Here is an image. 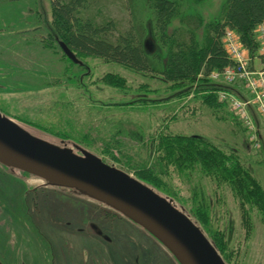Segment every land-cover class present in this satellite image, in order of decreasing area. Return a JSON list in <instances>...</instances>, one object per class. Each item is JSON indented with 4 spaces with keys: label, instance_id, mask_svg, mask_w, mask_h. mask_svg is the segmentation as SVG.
I'll use <instances>...</instances> for the list:
<instances>
[{
    "label": "rangeland",
    "instance_id": "rangeland-1",
    "mask_svg": "<svg viewBox=\"0 0 264 264\" xmlns=\"http://www.w3.org/2000/svg\"><path fill=\"white\" fill-rule=\"evenodd\" d=\"M200 2L196 4V12H201L209 21L221 13L226 0ZM121 5L107 6L101 11L102 17L125 20L127 13ZM53 23L50 0H0V111L3 114L29 125L49 129V134L59 138L63 135L66 138L62 139L81 144L102 157L104 162L115 164L126 172L129 171L114 161L112 156L102 153L103 144L117 142L120 152L113 149L112 154L124 163L125 158L143 151V144L151 142L160 129L184 136H201L224 149L237 152L264 186V153L262 149L254 148L250 133L238 115L234 114L241 122L239 126L232 121L235 119L233 116L226 121L217 120L208 109L200 108L194 114H186L182 107L185 104L194 106L195 101L175 98L163 102L172 93L164 91L165 84L157 80L159 78H146L99 58L85 59V68L68 65L62 57L61 48L50 36ZM147 26L146 47L153 52L158 46L152 24L149 22ZM67 66H70L68 70ZM116 77L124 79L121 81L123 87L119 86L120 83L106 82L108 79L120 81ZM143 85L146 87L142 88ZM227 110L231 111L229 106ZM9 177L0 176V190L4 191L0 199L9 198L8 188L10 198L21 204L23 196L19 186L24 187L28 194L36 185ZM201 184L205 193L210 188V182L204 178ZM181 187L187 196L185 184ZM43 193L54 198H57V194L61 199L66 195L39 189V194ZM218 194L220 202L215 209V222L216 227L228 230L232 264H264V223L252 213L253 229L247 237L232 194L228 190ZM23 214L13 213L14 216ZM66 217L73 221V228L85 227L88 222L87 217L77 212ZM120 231L125 233V258L119 259L123 264H131L136 254L141 255L140 264L148 261H153L150 264L157 261L169 264L168 260L163 259L161 251L144 238L132 230ZM0 238L6 237L0 235ZM5 240L8 241L7 238ZM5 240L0 239V257L4 264H51V254L58 256L57 264L107 262L101 256L102 252H107L108 264H115L116 260L113 259L118 258V254L111 251L109 246L88 235L60 234L53 250L39 245L36 261L31 260L30 250L21 249L25 242L19 233L13 238L15 247L11 245L10 250V244ZM64 252L67 255L60 254Z\"/></svg>",
    "mask_w": 264,
    "mask_h": 264
},
{
    "label": "trees",
    "instance_id": "trees-1",
    "mask_svg": "<svg viewBox=\"0 0 264 264\" xmlns=\"http://www.w3.org/2000/svg\"><path fill=\"white\" fill-rule=\"evenodd\" d=\"M50 1L54 35L83 63V66L75 65L62 54L68 65L85 68V59L99 58L146 78H159L165 84L164 91L172 93L163 102L175 98L195 101L194 106L182 107L184 113L191 115L200 108L208 109L217 120L226 121L233 116L236 121L234 118L232 121L240 125L235 113L227 110V104L218 96L221 90L234 92L235 88L213 82L209 75L232 64L223 45L226 30L235 31L250 53H256L259 44L255 31L264 22V0H226L221 13L209 21L196 12V4L203 0ZM119 3L127 13L125 20L102 17L103 9ZM149 22L158 46L153 52L146 47ZM116 78L120 81L106 82L120 83L123 87L124 79ZM31 125L50 133L49 129ZM117 144H103L102 153L182 204L229 264L233 262L232 253L229 255L231 239L227 228L216 227L215 222V209L220 202L218 193L228 190L232 194L247 237L253 229L252 213L264 223V186L237 152L201 136L160 129L151 142L143 144V151L125 158L123 163L112 154L113 149L120 152ZM204 178L210 182L205 193L201 184ZM184 184L187 196L181 187Z\"/></svg>",
    "mask_w": 264,
    "mask_h": 264
},
{
    "label": "water",
    "instance_id": "water-1",
    "mask_svg": "<svg viewBox=\"0 0 264 264\" xmlns=\"http://www.w3.org/2000/svg\"><path fill=\"white\" fill-rule=\"evenodd\" d=\"M59 46L73 64L83 66L63 42ZM260 141L264 153L261 133ZM0 169L35 184L33 190L58 191L113 212L151 238L174 264H229L196 218L173 197L81 144L1 111Z\"/></svg>",
    "mask_w": 264,
    "mask_h": 264
},
{
    "label": "flooded vegetation",
    "instance_id": "flooded-vegetation-1",
    "mask_svg": "<svg viewBox=\"0 0 264 264\" xmlns=\"http://www.w3.org/2000/svg\"><path fill=\"white\" fill-rule=\"evenodd\" d=\"M52 39L57 42L59 46V39L54 33ZM60 47V46H59ZM0 176L9 177L5 171L0 169ZM10 178V177H9ZM4 187V186H3ZM20 194L23 196L22 203L18 204L16 201L10 198V192L7 188L8 199H0V235H3L8 239H2L7 241L9 250L13 244V238L19 233L20 238L25 242L21 249L30 250L32 255L31 260H37V254L39 245L43 248H50V251L54 249V242L59 240L60 234H78L88 235L103 245L109 246L111 251L118 254V258H114L115 264H123L119 261L121 257L125 258V233L120 230H132L138 236L144 238L148 243L153 245L154 248L159 249L163 259L168 260L169 264H174L169 256L161 250V248L147 235L142 233L133 225L122 219L115 214L108 212L107 210L93 206L90 203L76 199L72 196L65 195V198H60L55 194L57 198L51 197L49 194H39V189L29 190L28 194L24 187L21 185ZM5 190V189H4ZM4 191L0 190V194ZM26 194V196H24ZM30 198V199H29ZM61 200H60V199ZM24 213L22 216H14L13 213ZM80 216H85L88 222L85 227H74L73 221H70L68 216L71 213H76ZM24 220V223H22ZM60 228V229H59ZM97 242V243H98ZM107 251V249H104ZM1 251V248H0ZM53 253V252H52ZM26 254V253H25ZM33 254H35L33 256ZM54 254V253H53ZM67 255L66 252L60 253ZM150 255L151 252H149ZM107 252H102L101 256L107 261H102L100 264H108ZM51 264H57L58 256L52 255ZM67 259V256H65ZM61 258V260H65ZM154 259H157L154 257ZM141 255L136 254L131 264H140ZM63 262V261H62ZM153 261H148L146 264H150ZM33 262L32 264H34ZM113 263V262H112ZM0 264H4L0 257ZM155 264H160L157 261Z\"/></svg>",
    "mask_w": 264,
    "mask_h": 264
},
{
    "label": "built area",
    "instance_id": "built-area-1",
    "mask_svg": "<svg viewBox=\"0 0 264 264\" xmlns=\"http://www.w3.org/2000/svg\"><path fill=\"white\" fill-rule=\"evenodd\" d=\"M255 34L259 47L252 55L235 31L226 30L223 45L232 64L222 71L211 72L209 79L235 88L234 92L219 91V99L243 121L254 148L262 149L260 133L264 140V22L257 27ZM251 110L257 117L259 128Z\"/></svg>",
    "mask_w": 264,
    "mask_h": 264
}]
</instances>
